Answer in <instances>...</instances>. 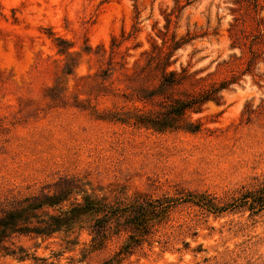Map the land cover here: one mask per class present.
I'll return each mask as SVG.
<instances>
[{
  "label": "rangeland",
  "instance_id": "374dc122",
  "mask_svg": "<svg viewBox=\"0 0 264 264\" xmlns=\"http://www.w3.org/2000/svg\"><path fill=\"white\" fill-rule=\"evenodd\" d=\"M258 1L254 10L245 0H0V196L35 192L62 176L110 201L192 191L224 204L260 186L264 37L253 68L222 91L223 103L208 101L190 115L198 132H156L120 119L158 108L157 98L138 97L159 76L143 67L173 41L180 45L170 68L185 67L201 84L239 75L249 54L231 48L229 28L236 16L240 40L256 21L264 25ZM123 238L113 234L90 252L85 228L17 240L44 264H102ZM149 243L120 264H264V210L176 204ZM37 262L0 254V264Z\"/></svg>",
  "mask_w": 264,
  "mask_h": 264
},
{
  "label": "trees",
  "instance_id": "16d2710c",
  "mask_svg": "<svg viewBox=\"0 0 264 264\" xmlns=\"http://www.w3.org/2000/svg\"><path fill=\"white\" fill-rule=\"evenodd\" d=\"M245 1L254 10L259 7L258 0ZM237 19L235 16L229 28L230 46L239 49L241 54H249L247 66L239 75L201 84L204 78L195 79L194 73H189L185 67H180L179 71L170 68L172 52L180 45L179 41H173L161 57L149 53L143 67L158 71L159 76L157 83L138 97L140 100L157 98L158 108L135 109L131 116L120 118L121 121H131L137 127L156 132L175 129L198 132L201 123L198 119L192 120L190 115L200 113L208 101L221 105L222 91L236 83L240 75L249 72L258 58L255 45L264 37L262 20L255 22L253 32L242 34L238 40L237 31L233 29ZM82 185L79 178L62 176L35 192L0 196V254L18 262L32 256L35 261H40L36 264H44L45 258L30 253L17 239L22 236L44 239L58 232L71 233L75 228H85L90 235L89 247L83 250L87 252L105 247L113 234L117 237L124 235L114 255L102 263L120 264L136 248L144 243L150 244L176 204H190L212 213L243 209L255 214L264 210V181L257 188L240 191L224 204L217 203L210 194L192 191L178 197L137 191L128 199L110 201L106 196L87 193Z\"/></svg>",
  "mask_w": 264,
  "mask_h": 264
}]
</instances>
